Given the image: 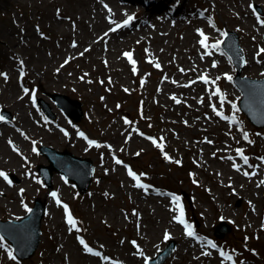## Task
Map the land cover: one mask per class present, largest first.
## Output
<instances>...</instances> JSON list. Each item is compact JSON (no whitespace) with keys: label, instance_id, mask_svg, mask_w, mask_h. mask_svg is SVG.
<instances>
[{"label":"rangeland","instance_id":"obj_1","mask_svg":"<svg viewBox=\"0 0 264 264\" xmlns=\"http://www.w3.org/2000/svg\"><path fill=\"white\" fill-rule=\"evenodd\" d=\"M253 2L219 0L212 11L214 21L220 23L218 29L227 33L228 29L239 32L240 28L253 24L260 28L264 23V15L261 18L255 17L250 24L241 20V8L247 9L246 6L249 7ZM99 3L100 0H0V31L4 33L3 37L0 32V65L1 69L10 70L15 67L16 61L20 60L13 58L16 56L12 45L28 35L34 39L33 49L24 47L18 50L25 52L28 58L23 61L25 72H31L33 80L40 81L41 86L43 83L45 91H61L65 94L74 92L75 98L83 102L86 111L90 112L92 109V112L100 111L108 115L105 120L107 129L101 140L112 149L104 157L97 154L95 163L99 170L93 191L84 199L81 198L77 205L73 202V205L77 206L76 212L81 218L79 225L82 233L89 239L91 237L96 248L109 254L111 258L121 259V264H146L147 257H151L168 243L165 233L173 236L174 229H180L175 219L177 212L169 198L165 197L159 204L153 198L154 195H148L145 190L136 187L128 177L126 167L117 164L116 160L121 161V164L122 161L129 163L135 172L137 167L142 171L149 170L152 165L155 169L154 183L158 187H172L180 191L185 187L184 180H188L189 175H186L185 169L170 167L169 162L174 161L177 151L179 150L178 155L185 154V151L188 155L190 149L199 153L198 150L202 147V141H198L200 127L207 131V135L214 128L220 132L217 141L226 140V129H219L216 124L218 121L213 108L218 104L214 92L209 86L200 84L198 79L203 74L211 77L215 84H224L223 73L234 77L236 68L227 58L220 57L215 59L218 66L213 67L215 56H211L208 51L213 43L207 41L205 46L200 41L205 34L213 36L214 41H219L223 33L209 28L208 23L193 19L177 25L168 20H155L150 27L137 29L129 34H115V27L122 22L121 19L109 23L108 16L103 18L100 25H96ZM135 11V7L123 9L120 17L123 19ZM15 23L21 24V27L16 28ZM244 41L251 44L250 39ZM124 53H131V60ZM3 74L12 73L0 71L1 84L4 83L1 80ZM14 74L17 72L14 71ZM231 80L228 81L231 85L227 88L229 92L234 87ZM198 86L201 87L199 91ZM235 90L233 95L238 97ZM19 93L18 87H14L12 94L19 96ZM129 99H134V104H128L126 109L119 111L123 100ZM26 105L35 111L28 98L18 106L25 109ZM136 107L143 111L142 120L132 124L126 117L127 114L134 113ZM25 116H28L27 111ZM32 116L35 126L47 122L42 121V115L40 122L38 115ZM59 120L62 122L63 116ZM206 121L209 125L204 128ZM69 131L71 132L70 129ZM34 132L36 135L33 137L41 144L52 145L59 150L66 149L72 143L71 139L52 132L42 124ZM142 133L145 136L153 133L155 137L151 141L156 138V144L145 140ZM159 135L160 138L157 137ZM165 157L171 160L165 162ZM205 159V169L208 171L206 174L209 177V183L205 185H210L222 202L236 201L237 198L232 199V190L226 184L230 177L227 173L230 172L229 164L211 153H207ZM21 163L18 161L19 165ZM28 166L18 167L21 174L25 173ZM220 178H224V185L217 182ZM235 183L239 190L240 181L235 180ZM35 184L36 182H32V185ZM24 189L27 194L29 188ZM192 189L188 190L191 192ZM193 196L199 200L196 207L213 206L210 208V217L217 220L210 195L197 191ZM245 196L249 199L256 198L253 193ZM25 212H11L9 208H1L0 217L19 218ZM49 213L47 224L53 232L46 231L44 243L42 241L48 253L53 250L55 257L49 261L53 264L56 261L63 263L62 255L70 252L71 246L77 249L78 255L74 260L68 259L67 263L81 264L76 226L68 224L67 214L55 202ZM47 224L44 231L48 228ZM57 248L60 255L54 251ZM172 261L174 259L168 264L175 263Z\"/></svg>","mask_w":264,"mask_h":264},{"label":"snow or ice","instance_id":"obj_2","mask_svg":"<svg viewBox=\"0 0 264 264\" xmlns=\"http://www.w3.org/2000/svg\"><path fill=\"white\" fill-rule=\"evenodd\" d=\"M131 19H132V17H129L128 20L125 21V24H127ZM118 27H119V25H118ZM201 35H203V33H201ZM206 39H207V38L205 37V39H202V40L200 41L201 45H205V40H206ZM205 46H206V45H205ZM261 51H264V49H261ZM124 55H125L126 57H128L129 60H131V53H124ZM214 66H215V65H214ZM157 67H159V65H157ZM133 71L135 72V68H133ZM3 75H5V78H6V74H3ZM228 79H231V77H228ZM205 82H207L206 78H205ZM218 91H219V90L217 89V92H218ZM25 92H27L26 89H25ZM214 94H215V93H214ZM173 99H175V98L173 97ZM177 102H179V101H177ZM221 103H223V100H221ZM213 110L215 111V107L213 108ZM217 115H221V113L217 112ZM0 119H3V117H0ZM224 119H227V117H224ZM126 122H127V121H126ZM80 135H83V133H80ZM244 136H245V139H247V133H245ZM89 143L91 144V143H94V142L89 141ZM158 146H159V145H158ZM237 151H238V153L243 157V153H242V151L239 150V149H238ZM243 159L245 160V163H247V157H243ZM262 159H264V158H262ZM116 163H117V164H120L121 161L116 160ZM238 170H239V169H238ZM129 175L133 176L134 179H138V177H136L135 174L132 173L131 171H129ZM245 175H248V173H245ZM0 176L4 177L5 180L8 179L7 175H6L5 173H3V172H0ZM9 182H10V181H9ZM261 183H264V181H262ZM140 186H142V185H140ZM21 191H23V190H21ZM52 195H53V196H56V193H52ZM176 199H178V198H176ZM57 203L59 204V200H57ZM28 211L30 212L31 209H28ZM65 212L67 213V206H65ZM177 219H178V222H179L180 224H183V225L185 226V228L188 229V230L186 231V234H187L188 236H190V237L195 236V233H194L192 230H190V225H187V224L185 223V221H184L182 218H177ZM67 222H68L69 225H73V224L75 223V221L73 220V218H72V216H71L70 214H68V216H67ZM3 239H4V237L0 236V247L3 246V244H2ZM165 239H166V240L169 239V236H168V233H167V232L165 233ZM80 243H81L82 245H84V247H85V249H86L87 251H89V252L92 251V249H91V248H88V246L85 244V242H84L82 239L80 240ZM133 243H135V242H133ZM206 243H207L211 248H216V247H217V245L214 244V243L211 242V241H206ZM9 255L11 256V253H9ZM96 255H99V253H96ZM221 255L223 256L224 253L221 252ZM12 259H15V256H12ZM146 259H147V258H146ZM228 259H231V257H228Z\"/></svg>","mask_w":264,"mask_h":264},{"label":"bare ground","instance_id":"obj_3","mask_svg":"<svg viewBox=\"0 0 264 264\" xmlns=\"http://www.w3.org/2000/svg\"><path fill=\"white\" fill-rule=\"evenodd\" d=\"M9 1V0H8ZM115 10V11H114ZM107 13L112 17H118L120 15V10L117 9V7H113L112 10H107ZM96 15H97V18H96V25L103 19L107 16L106 12H103L100 7L98 6L97 7V11H96ZM1 32V35L4 37V33L3 31H0ZM22 44H24L25 47H29V49H33V42L31 40H25V41H22V43L20 44V46H22ZM14 50L17 51L18 47H19V44L13 46ZM22 54V53H21ZM24 55V53L22 54ZM25 56V55H24ZM249 69H245L244 73L248 74V75H252V73H257L258 70H263L264 69V66L263 68H259V66H256L253 62L251 63L249 61Z\"/></svg>","mask_w":264,"mask_h":264}]
</instances>
